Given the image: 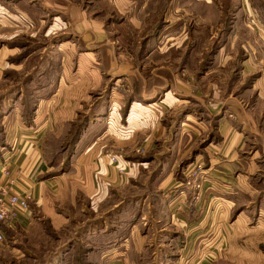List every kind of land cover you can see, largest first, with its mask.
I'll return each instance as SVG.
<instances>
[{"label":"rangeland","instance_id":"1","mask_svg":"<svg viewBox=\"0 0 264 264\" xmlns=\"http://www.w3.org/2000/svg\"><path fill=\"white\" fill-rule=\"evenodd\" d=\"M247 1L249 8L244 10V0H0V8L12 12L15 20L6 34L9 38L0 39V168L9 136L33 124L39 105L43 121L49 119L43 133V171L37 178L45 190L43 204L28 201V225L5 231L0 264H98L97 256L87 261L86 254L108 242L103 220L113 219L109 224L116 227L120 224L117 211H124L120 217L124 221L136 217L140 206L144 218L139 226L159 238L160 225L151 220L156 211L148 202L157 198L152 193L163 165L181 185L185 172L197 164L196 155L216 139V124L227 113L228 99L252 106L261 82L264 86V0ZM117 7L121 13L117 14ZM71 11L98 23L107 37L90 43L75 29L79 22L69 21ZM122 54L131 68L129 82L123 79L124 71L111 70L106 62L107 56ZM80 70L102 77L103 85L93 81L90 89L78 86ZM152 73L156 77L150 80ZM62 76L66 84L55 96ZM153 86L159 90L157 97L165 87L178 99V106L160 119L172 141H157L148 152L141 143L123 147L111 138L92 143V136L100 134L101 119L115 120L127 113L128 100L133 99L128 96L133 92L144 97L141 89ZM250 91L251 98L245 101L243 95ZM112 94L126 103L109 116L106 100ZM214 105L219 107L211 110ZM185 115L201 119L204 130L197 142L179 144V123ZM87 125L90 129L81 141ZM94 143L102 149L100 156L125 153L130 167L137 169L128 179H117L122 186L114 182L102 204L98 201L90 210L82 191L62 196L57 183L82 182L86 159L78 158ZM143 198L149 199L144 203ZM117 200L123 202L112 210ZM55 213L66 218L60 230L52 227ZM153 242L156 264L167 255L164 264L180 263L182 256L159 252V245L166 248L160 240ZM144 264L151 261L146 259ZM215 264H228L227 256L218 257Z\"/></svg>","mask_w":264,"mask_h":264},{"label":"crops","instance_id":"2","mask_svg":"<svg viewBox=\"0 0 264 264\" xmlns=\"http://www.w3.org/2000/svg\"><path fill=\"white\" fill-rule=\"evenodd\" d=\"M243 4L244 10L249 8L248 1L244 0ZM116 11L117 14L122 12L118 7ZM12 14L0 8V39L1 37L9 38L6 34L15 22ZM68 15L69 21L79 22L75 25V29L84 33L90 43L93 38L107 37V31L99 29L98 23L89 21L85 16L77 15L74 11ZM124 43L127 44V41ZM148 57L150 55L144 58ZM126 59L127 57L123 54L116 55L115 58L109 55L106 57V62L110 64L111 70L124 71L122 74L126 77L123 79L129 82L128 74L131 75L132 72ZM120 63L122 65H119ZM79 75L81 80L78 86L83 85L90 89L93 81L98 82L100 86L103 85L100 79L102 77L97 78L92 72L80 70ZM155 77L156 74L152 73L150 80ZM65 79V76L59 78L55 96L61 93L62 85L66 84ZM69 82L70 78L68 86ZM261 84L257 101L252 106L247 103H238L235 98L228 99L227 109H224L227 113L221 115L222 118L220 116L216 124V139L209 143L202 155H196V163L204 165L201 200H191L186 192L181 194L183 189L180 183H178L179 186L175 184L172 171H166L163 165L159 174L161 176L154 185L155 192L152 193L156 194L157 198H154L151 203L148 202V207L156 211V217H152L151 220L160 225L156 232L159 238H156L154 232L148 233L139 226L141 219L144 218L139 214L141 206L136 217L128 216L124 221L120 219L124 211L119 210L116 212V218L119 219L120 224L113 227L109 224L113 222V219L112 221L108 218L103 220L101 228L108 233L105 234L108 242L97 250L89 251L86 254L87 261L95 255L98 264H144L146 259L151 261V264H156L158 253L151 249L153 246L151 243L160 240L166 250L161 249L159 245V252L161 250L164 254L175 252L177 257L182 256L180 263L197 264L202 261L200 264H209L206 262L210 260V264H215L218 257L227 256L228 264H264V116L262 113L264 112V86ZM164 88L160 97H157L159 90L156 86L143 87L141 92L144 97H138L139 93L132 92L128 96L133 99L128 100L127 113L115 120L108 118V120L101 119L99 122L101 124L97 121L94 123V125L98 124L101 130L99 135L92 136L95 137L92 143L97 140L105 143L111 138L114 142L121 143L123 147H135L137 143H141L142 150L148 152L152 144L157 141L163 143L167 139L172 141L168 128L160 119L178 106V99L173 98L170 92H167L168 89ZM252 92L243 95L245 101L251 98ZM121 100L115 99L113 94L108 101L106 100L107 110H110L109 116L112 111L118 112L124 106L125 99ZM218 107L214 105L210 109ZM37 108L32 118L33 124L23 128L24 130L20 133L9 136L7 151L11 150L10 144L14 143L12 153L14 152L15 156L12 157L11 166V177L14 182L12 190L30 196L38 205L41 202L43 204L42 200L45 197L43 183H37V178L43 171V133L49 119L46 118L43 121L44 116L41 114L40 105ZM256 110L261 111L256 113ZM228 113L234 118H229ZM89 129L87 125L81 141L86 137ZM203 130L204 125L201 119L185 115L183 121L179 123L176 142L179 140V144L187 143L193 139L197 142ZM88 148L87 152L78 158L86 159L85 169L81 170L82 182L75 181L69 186L66 182L61 184L57 181L59 182L57 185L62 196L71 191H82L87 197V206L91 210L98 201L100 205L102 204L106 192L109 187H114L117 179H128L129 174L132 177L137 168L130 167L127 161L129 158L125 153L117 155V164L113 165L110 164L108 155L100 156L102 149L97 148L95 143ZM198 157L199 160H197ZM120 169L123 170L121 175ZM109 180L113 184H110ZM115 184L122 186L116 182ZM148 199L142 200L145 203ZM122 202L117 200L111 209L116 210ZM65 219L59 213L53 214L51 217L53 229H62L66 223ZM21 225L27 226V220H22ZM149 250H152L150 254ZM167 258L170 257L167 255L164 261L161 262L159 259L161 263H157L164 264Z\"/></svg>","mask_w":264,"mask_h":264},{"label":"built area","instance_id":"3","mask_svg":"<svg viewBox=\"0 0 264 264\" xmlns=\"http://www.w3.org/2000/svg\"><path fill=\"white\" fill-rule=\"evenodd\" d=\"M12 152H4L1 155L2 166L0 168V244L4 242L5 231H14L21 225L22 220L29 218L28 201L31 197L19 194L12 190L13 178L11 177ZM12 156V157H11ZM110 164H117V155L108 154ZM204 165L196 164L185 172V181L181 183L183 189L180 193H187L191 200L200 201L202 198ZM123 174V170H119ZM208 258V257H206ZM202 262V261H201ZM198 262L197 264H200ZM206 263H211L207 260ZM179 264H185L179 263Z\"/></svg>","mask_w":264,"mask_h":264}]
</instances>
